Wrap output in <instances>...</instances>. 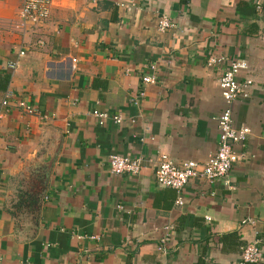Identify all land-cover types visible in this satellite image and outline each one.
I'll return each instance as SVG.
<instances>
[{
	"label": "crops",
	"instance_id": "1",
	"mask_svg": "<svg viewBox=\"0 0 264 264\" xmlns=\"http://www.w3.org/2000/svg\"><path fill=\"white\" fill-rule=\"evenodd\" d=\"M255 1L52 0L48 18L22 33L12 28L21 0H0V264H240L251 242L264 254V4ZM160 14L174 26L160 32ZM211 54L245 59L238 76L252 80L233 107L235 125L251 131L228 183L193 178L176 205L152 162L111 173L112 153L179 164L216 150L225 65L208 66ZM150 63L157 80L143 84ZM19 100L48 118L21 112ZM94 111L122 121L99 124ZM28 194L39 202L19 204Z\"/></svg>",
	"mask_w": 264,
	"mask_h": 264
},
{
	"label": "built area",
	"instance_id": "2",
	"mask_svg": "<svg viewBox=\"0 0 264 264\" xmlns=\"http://www.w3.org/2000/svg\"><path fill=\"white\" fill-rule=\"evenodd\" d=\"M256 8L262 9L264 0L255 1ZM52 0H21V7L18 13L17 21L12 24V28L24 33L29 24H38L48 18L51 11ZM123 5V4H121ZM157 29L164 32L174 26L173 21L165 14L157 16ZM24 50L19 51V55H23ZM208 66L223 64L225 65L217 80V84L224 102L222 111L217 116L218 140L216 150L209 154L204 162L194 160L175 163L166 155H161L157 160L144 159L142 157H130L118 153H112L108 159V165L111 173L114 174H137L141 171L144 162L154 163V178L156 182L163 187H169L176 192V205L183 204L182 192L184 186L193 178L203 177L208 181L222 179L225 184L228 183L227 176L237 161L245 157L242 150L250 128L246 125L236 126L233 118L234 103L238 99H246L249 97V89L252 86L250 78L240 79L239 73L248 69V62L241 58H230L225 55L211 54L206 59ZM17 62H12L10 67H16ZM147 71L142 75L143 84L155 83L156 65L150 63L146 66ZM144 95V91L140 92ZM10 95L2 100V104L7 106ZM135 103H137L135 101ZM17 108L25 114H36L42 119H47V114H40L36 107L31 103L19 100L16 102ZM93 115L98 119L99 124H103L107 119H112L116 123L122 121L119 114H109L105 111H94ZM209 219V217H207ZM91 238H97L92 236ZM159 249L164 251L163 247ZM264 261V254L257 246L256 242L247 243L240 252V264L250 262ZM171 264V263H167Z\"/></svg>",
	"mask_w": 264,
	"mask_h": 264
},
{
	"label": "trees",
	"instance_id": "3",
	"mask_svg": "<svg viewBox=\"0 0 264 264\" xmlns=\"http://www.w3.org/2000/svg\"><path fill=\"white\" fill-rule=\"evenodd\" d=\"M24 197H25V198H24L23 200L21 199L22 202L20 201L19 204H21V203L23 204V201H27V202H29L31 205H35V204H37V203L39 202V198H38V196H37L36 194H28L27 196L24 195ZM245 245H246V244H245ZM245 245H244V246H245ZM244 246L241 247V251H242V248H243ZM241 251H240V252H241ZM250 263H251V262H250ZM246 264H248V263H246Z\"/></svg>",
	"mask_w": 264,
	"mask_h": 264
}]
</instances>
